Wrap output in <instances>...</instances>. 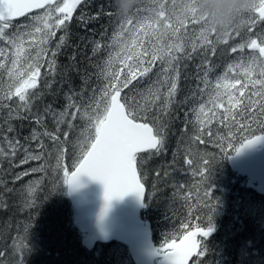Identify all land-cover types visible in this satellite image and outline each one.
<instances>
[{"label":"snow or ice","instance_id":"obj_1","mask_svg":"<svg viewBox=\"0 0 264 264\" xmlns=\"http://www.w3.org/2000/svg\"><path fill=\"white\" fill-rule=\"evenodd\" d=\"M86 3L87 0H0V112L7 114L6 127L0 128V144L9 149L0 147V170L6 172L3 165L6 162L11 165L18 152L23 151L20 164L40 162L31 169L32 173L62 171V182L69 186H76L79 178L86 175L103 185L101 216L107 213L114 199L135 194L143 201L142 178L147 164L167 149L166 117L171 115L169 109L178 91L182 62L199 58L196 91L192 96L193 99L199 97L200 102L198 108L190 109L195 120L186 121L182 129L186 139L182 138L181 143L188 145L182 160L190 166L197 165L196 172L206 184L205 206L212 213L209 180L213 161L216 163L232 151L239 153L244 147L264 140V32L253 31L258 22L264 23V0H251L247 15L222 33L208 28L206 17L198 14L194 0H149L148 4L138 0L140 6L136 5L123 16L112 3L110 7L114 10L108 15L118 17L119 22L111 38L103 45L100 41L91 42L93 56L99 55L102 48L107 50V56L94 64L99 83L90 88V77L85 69V88L69 96L65 110L53 113L56 131L33 132L28 138L36 142L39 149L32 151L18 138L8 136L14 132L8 121L14 116L34 118L37 124L42 122L39 111H32V101L39 98L42 76L44 87L51 88L55 82L60 71L56 57L67 45L74 13ZM19 17H25L28 23H17ZM90 19L83 13L79 16L81 23ZM57 30L63 33L58 38ZM233 37L239 38V42L226 51L236 54L249 49L251 53L226 62L224 72L216 75L213 84L210 74L216 65L212 57L217 56L218 45H228ZM157 62V80L145 91L136 90L141 78L152 73ZM42 68L46 69L44 73ZM48 77L52 78L51 82ZM161 87L167 89L163 94ZM205 95L207 104L203 99ZM13 97L18 100L13 101ZM153 108L157 111H150ZM68 109L75 111L70 113ZM77 113L83 127L71 140L77 127L73 123ZM257 121L259 135L251 129V124ZM214 123L224 127L231 124L241 131L247 129L251 135L241 137L238 144L233 143L212 131ZM64 124L67 131L61 132L59 126ZM42 136L51 141L50 146L43 143ZM225 139H228L226 146L222 142ZM209 141H214L220 149L219 159L214 155L209 159L198 151L194 159L192 145H206ZM70 149L78 153L72 170L64 164ZM27 175L26 170L23 176ZM156 175L167 173L156 172ZM14 178L20 181L22 176L17 174ZM27 188L29 192L33 190L32 185ZM9 192L7 183L0 182V196ZM181 229H189V225L182 224ZM212 231L210 214L205 226L198 223L194 230L167 236L158 252L166 264H204L201 258L206 256V249L201 238H207ZM9 254L0 251V264H5Z\"/></svg>","mask_w":264,"mask_h":264},{"label":"trees","instance_id":"obj_2","mask_svg":"<svg viewBox=\"0 0 264 264\" xmlns=\"http://www.w3.org/2000/svg\"><path fill=\"white\" fill-rule=\"evenodd\" d=\"M112 3L113 0H87L86 4L77 8L68 29L67 45L59 50L56 57L60 71L55 82L51 88L44 87L42 76L39 98L32 101V111H39L42 122L37 124L34 118L20 119L13 116L8 121L14 128V132L8 133L9 137L18 138L25 147L38 151L36 142L28 138L33 132L56 131L53 113L65 110L69 96L85 88V69L90 77L89 87L97 86L99 81L95 73L98 69L94 64L107 56V50L102 48L99 55L93 56L91 42L96 40L103 45L111 38L119 22L118 17L108 15L114 10L110 7ZM144 3L148 4L149 0H144ZM81 13L91 19L81 23ZM241 31L246 32V29ZM253 31L264 32V23L258 22ZM62 34L57 30V38ZM238 42L239 38L233 37L229 39L228 45L217 46V56L212 57L216 68L210 74L213 84L216 75L224 72L226 62L241 55L247 57L251 53L249 49L236 54L226 51ZM198 63L199 58L182 62L178 91L169 109L171 115L166 117L169 126L167 149L148 162L142 178L147 188L143 215L152 224L153 239L162 244L172 233L187 231L198 223L205 226L211 214V225L215 232L203 241L206 256L201 259L204 264H264V195L249 187L246 178L232 171L228 160L234 151L219 159L220 149L214 141L206 145H192L194 159L197 158V151L209 159L213 155L216 160L219 159L216 163L213 161L209 180L213 198L209 203L214 205L212 213L205 206L208 200L204 196L206 184L196 172L197 165L190 166L182 160L188 149L186 143H181L182 138L186 139L182 129L186 121L195 120L190 109L198 108L200 102L199 97L193 99L192 96L196 91ZM158 68L159 62L152 73L141 78L136 90L145 91L152 86L157 80ZM45 71L44 68L42 73ZM48 79L52 81L51 77ZM166 91V88L161 87L162 94ZM203 99L207 104V95ZM17 100L13 97V101ZM68 111L71 113L75 110ZM6 117V112H0V128L6 127ZM73 123L77 127L70 136L71 140L83 127L79 113ZM59 127L61 132L67 131L66 124ZM251 129L255 134L261 133L258 121L251 124ZM212 131L237 144L241 137L251 135L247 129L241 131L231 124L224 127L214 123ZM41 139L46 146L51 145L46 136ZM228 139L222 141L225 146ZM0 147L9 150L7 145L0 144ZM77 155L76 151L70 149L65 156L64 164L70 170ZM23 156V151L18 152L11 165L7 162L3 165L6 172L0 170V182H6L10 190L6 196H0V201L4 202L0 204V251L10 253L5 264H134L127 247L118 242L99 244L93 250H88L82 243L83 234L74 225L75 213L66 194V184L62 182V171L32 173L31 169L40 162L20 164ZM26 170L29 175L23 176ZM156 172H166L167 175L158 177ZM17 174L22 176L20 181L14 178ZM28 185H32L31 192L28 191ZM185 223L189 229H181Z\"/></svg>","mask_w":264,"mask_h":264},{"label":"water","instance_id":"obj_3","mask_svg":"<svg viewBox=\"0 0 264 264\" xmlns=\"http://www.w3.org/2000/svg\"><path fill=\"white\" fill-rule=\"evenodd\" d=\"M229 165L233 171L248 177V184L258 193L264 194V140L235 152L229 158ZM67 193L76 210L75 224L82 233H87L83 244L88 249L98 242L114 240L128 246L135 264H166L158 252L161 246L153 241L151 223L142 218L145 199L141 201L135 194L114 199L107 213L101 216L102 184L81 176L76 186L67 185Z\"/></svg>","mask_w":264,"mask_h":264},{"label":"clouds","instance_id":"obj_4","mask_svg":"<svg viewBox=\"0 0 264 264\" xmlns=\"http://www.w3.org/2000/svg\"><path fill=\"white\" fill-rule=\"evenodd\" d=\"M116 12L123 16L133 10L138 0H113ZM198 14L206 17L209 29L218 33L236 26L241 16L251 7V0H194Z\"/></svg>","mask_w":264,"mask_h":264},{"label":"rangeland","instance_id":"obj_5","mask_svg":"<svg viewBox=\"0 0 264 264\" xmlns=\"http://www.w3.org/2000/svg\"><path fill=\"white\" fill-rule=\"evenodd\" d=\"M17 23H19V24H26V23H28V20H27L26 18H24V19H22V20L17 21ZM54 43H55V40H54ZM43 69H44V68H42L41 71H42Z\"/></svg>","mask_w":264,"mask_h":264}]
</instances>
